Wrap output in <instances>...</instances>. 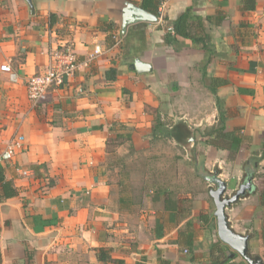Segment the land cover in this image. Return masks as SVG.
<instances>
[{
	"label": "crops",
	"instance_id": "crops-1",
	"mask_svg": "<svg viewBox=\"0 0 264 264\" xmlns=\"http://www.w3.org/2000/svg\"><path fill=\"white\" fill-rule=\"evenodd\" d=\"M142 1L33 0L31 16L24 0H0V264H212L217 243L249 264L219 239L210 194L217 185L208 177L226 183V197L253 177V191L226 215L235 233L250 237V256L264 261V0L254 8L246 0H167L157 22L135 23L124 34L125 4L142 8ZM188 10L198 34L209 38V56L182 37L166 43ZM67 44L78 60L75 74L32 103L27 79L44 74L52 52ZM137 60L151 70L138 73ZM5 64L16 83L1 71ZM110 69L117 70L113 82ZM219 109L226 132L243 139L238 153L207 143ZM181 123L193 133L186 145L198 175L214 186L212 207L194 212L161 188L149 204L148 234L128 187L137 177L122 171L127 161L118 158L122 149L127 157L148 150L156 139L186 146L160 133ZM17 137L24 149L6 156Z\"/></svg>",
	"mask_w": 264,
	"mask_h": 264
},
{
	"label": "rangeland",
	"instance_id": "rangeland-1",
	"mask_svg": "<svg viewBox=\"0 0 264 264\" xmlns=\"http://www.w3.org/2000/svg\"><path fill=\"white\" fill-rule=\"evenodd\" d=\"M197 149L199 150V148ZM122 151L125 153L122 156L124 158L119 157L118 159H120L119 161L126 159L127 165L125 164L123 167L125 169H123L120 163L116 161V166L119 167L118 170L133 172L137 177L129 183L128 187L134 193V202L137 206L135 214L138 219L141 218V221H145L144 229L148 234L153 231L151 224L153 215L149 204L153 205L152 202L150 203L151 198L161 188L169 189L173 195L172 199L176 201L180 197L183 207H192L194 212L204 209L207 205L209 208L212 207L210 206L212 204L208 191L214 186L198 175V170L192 162L193 149L191 145L176 147L166 140L156 139L152 141V146L148 150H140L131 154L129 152L128 157L126 151L124 149ZM146 160L147 163H144ZM225 168L228 172H233L232 166ZM227 176L229 179L231 178L230 174ZM241 178V174L235 177V188H237ZM230 193L229 190L227 194ZM158 202L155 203L154 207L152 206L154 212L158 208ZM252 202L253 200L245 203L251 205ZM142 209L144 212H141ZM231 215H233L232 219L236 224L239 213L233 212ZM254 253L257 254L260 251L255 248Z\"/></svg>",
	"mask_w": 264,
	"mask_h": 264
},
{
	"label": "trees",
	"instance_id": "trees-1",
	"mask_svg": "<svg viewBox=\"0 0 264 264\" xmlns=\"http://www.w3.org/2000/svg\"><path fill=\"white\" fill-rule=\"evenodd\" d=\"M167 0H143L142 1V8L155 15L160 17V8ZM244 4L247 6L251 5L252 8L255 7L256 0H246ZM247 6V7H248ZM191 10L186 11L183 15H181L177 21L173 23V34L169 33L166 36V43L167 44H174L176 39L182 37L184 39L189 40L193 43L194 46L198 47L202 51L205 52L207 56L211 55V49L208 46V36L206 33L199 35V28L200 26H196L197 23L191 22ZM196 32V35L192 33V31ZM201 31H204L201 29ZM111 37L110 42L115 43ZM209 59V58H208ZM106 79L108 81H115L117 79V70L110 69L106 73ZM216 80H214L215 82ZM225 84V83H224ZM226 115L222 109H219V121L216 127L208 129V132L205 133L206 136H209L210 139L207 140V143L215 146L217 148L226 149L232 152V154L238 153L240 150L241 143L243 139L238 133H228L226 132ZM158 126H160L159 121H157ZM157 126V127H158ZM154 130V136L157 134L158 129ZM161 130V129H160ZM160 133L165 138H171L176 140L181 145L188 144L189 139L193 136L192 131L188 128V126L184 123L179 124L176 126L172 131L169 130H162ZM11 196L15 194V192H8ZM261 201L262 206L264 207V192L261 194ZM262 239L264 241V230L262 232ZM212 257L211 262L212 264H244L236 262V258H232L230 254H227V248L222 247L221 243H217L212 245ZM100 259L106 260L110 259V257L101 256ZM162 264H169L168 261L161 260ZM114 264H124V261L117 260L114 261Z\"/></svg>",
	"mask_w": 264,
	"mask_h": 264
},
{
	"label": "water",
	"instance_id": "water-1",
	"mask_svg": "<svg viewBox=\"0 0 264 264\" xmlns=\"http://www.w3.org/2000/svg\"><path fill=\"white\" fill-rule=\"evenodd\" d=\"M28 7L31 16L35 15V6L33 0H24ZM158 21V17L145 11L143 8H138L131 3H126L123 9V23L122 30L125 34L128 27L138 22H147V23H155ZM138 73H145L151 70V67L141 63L140 61H135L134 67ZM208 180L214 182L217 185L216 190H212L210 192L211 197L214 200L216 206L215 217L217 219L218 226V236L219 239L227 245L234 254L241 256L245 259L249 264H264V261L259 256L251 257L250 256V237L243 236L235 233L228 223V218L226 215V210L231 207L233 204L237 203L242 197H244L248 192L253 191V177H249L247 182L244 183L240 189L237 191L235 195L232 197H226L225 194L227 192V185L225 182L220 179H210Z\"/></svg>",
	"mask_w": 264,
	"mask_h": 264
},
{
	"label": "built area",
	"instance_id": "built-area-1",
	"mask_svg": "<svg viewBox=\"0 0 264 264\" xmlns=\"http://www.w3.org/2000/svg\"><path fill=\"white\" fill-rule=\"evenodd\" d=\"M117 44L122 41L118 37H114ZM96 55L101 53L100 48L95 50ZM51 64L44 74L34 75L26 81L27 94L29 100L34 103L43 101L50 89H61L66 86L68 79L72 77L77 68L78 60L73 52L71 45L67 44L65 49L53 51L51 54ZM1 71L8 74L10 81L16 83L18 76L9 64L1 66ZM24 149L23 137L15 138L6 151V156L11 157L17 151Z\"/></svg>",
	"mask_w": 264,
	"mask_h": 264
},
{
	"label": "flooded vegetation",
	"instance_id": "flooded-vegetation-1",
	"mask_svg": "<svg viewBox=\"0 0 264 264\" xmlns=\"http://www.w3.org/2000/svg\"><path fill=\"white\" fill-rule=\"evenodd\" d=\"M212 183V182H211Z\"/></svg>",
	"mask_w": 264,
	"mask_h": 264
}]
</instances>
